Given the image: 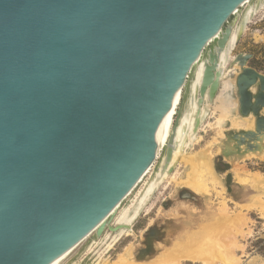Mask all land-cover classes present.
I'll use <instances>...</instances> for the list:
<instances>
[{
	"label": "water",
	"instance_id": "95a60500",
	"mask_svg": "<svg viewBox=\"0 0 264 264\" xmlns=\"http://www.w3.org/2000/svg\"><path fill=\"white\" fill-rule=\"evenodd\" d=\"M248 1L0 0V264H52L101 236L200 61L198 104H214L227 24ZM258 81L253 110L264 77L237 76L242 113Z\"/></svg>",
	"mask_w": 264,
	"mask_h": 264
},
{
	"label": "rangeland",
	"instance_id": "374dc122",
	"mask_svg": "<svg viewBox=\"0 0 264 264\" xmlns=\"http://www.w3.org/2000/svg\"><path fill=\"white\" fill-rule=\"evenodd\" d=\"M258 1L250 0L241 7L227 26L236 30L247 9L257 6ZM261 4L263 8L245 24L231 54L232 58L242 56L245 64L240 66L232 61L228 65L226 76L231 82L228 96L233 103L227 106L230 109L224 113L215 105L209 107L196 140L180 157L167 187H159L132 223L130 234L115 237V217L101 236L93 233L60 264H122L128 249L132 252L131 258H127L128 264H202L184 257L192 251L208 253L209 264H221V255L213 257L209 251L220 242L229 260H235L237 264H264V157H246L251 146L264 145V136L258 129V122L264 120V105L260 103L253 110L262 91L255 85L251 87L252 110L242 113L236 87L237 76L243 69H252L264 77V0ZM211 48L212 44L203 58ZM194 70L181 93L178 106L181 112L188 108ZM222 147L229 149L228 154L235 163L225 159L229 155L222 153ZM165 154L166 147L161 150L151 174L127 196L121 209L138 203L139 192L144 193ZM194 156L205 157L215 173L217 183L209 184L207 191L197 190L190 184ZM240 177L248 183H240ZM220 219L225 223L218 224Z\"/></svg>",
	"mask_w": 264,
	"mask_h": 264
},
{
	"label": "bare ground",
	"instance_id": "6f19581e",
	"mask_svg": "<svg viewBox=\"0 0 264 264\" xmlns=\"http://www.w3.org/2000/svg\"><path fill=\"white\" fill-rule=\"evenodd\" d=\"M249 2L250 1H248L247 3H249ZM247 3H245L243 6H245ZM262 6L263 5L261 4V0H259L258 3H257V6L250 7V8L247 9V11H246V13H245V15H244V17L242 19L243 20L242 24L239 27H237L236 30L232 29V37H231V41L229 43V46L226 48L225 51L222 52V54L220 56L221 57L220 67L223 70L225 69V73L221 77L220 91H219V94H218V96H217V98H216V100H215L213 105H215L217 108L222 110L224 113L227 112L230 109L227 106H229V105L231 106L233 104L232 101L230 100L229 96H228V94L230 92L231 82L228 79V77L226 76L227 72H228V70H226V68H228V65L232 61L235 64H238L240 66H243L245 64V59H243L242 56L241 57H237V58H232L231 54H232V52L234 51V49L236 48V46H237V44L239 42V38H240V35H241L242 31H243V28L245 27V24L250 21L252 16ZM203 70H204V61H200L197 64V67L195 69V75H194L193 80H192L191 85H190V91H189V96H188V105H187L188 108L184 112H182V114H181V116L179 118V122H178V124L176 126V130H175V133H174V136H173V140H172V143H171V158H170V160L168 162H166V154H165L164 158L161 161V164H160L158 170L151 176V179L149 180V182H148V184H147V186H146V188L144 190V193L143 192L142 193L139 192L138 199H137V202H138L137 204H134L132 207H130L128 209H121V204H120L115 209L114 216H113V218L116 217L115 221L117 222L116 223V227L113 229L116 232L115 233V237L117 235H123V234L125 235V233H129L130 228L132 226V223L143 212V209H145V207L148 205L150 199L158 191L159 187L161 185H163V188L167 187V185H168V183H169V181L171 179V174L173 175L175 167H177V163H178L179 159H181L180 157L184 155L185 149L187 147H189L190 144L193 141L196 140L197 133L201 129V127L203 125L202 123L204 121V118L207 116L208 111H209V107L211 106V104H204L200 108L199 104H198V102H199L198 101L199 100V86H200V83H201ZM257 83H260V81L257 82ZM255 86L257 88H260V84H256ZM262 101L263 102H261V104L264 105V96L262 98ZM180 102H181V92L178 93V96H177V99H176V103H175V106H174V109H173V113H172V117L170 119V122H169V124H168V126H167V128H166V130H165V132H164V134L162 136V138L160 139V141H159V143L157 145V151H158L157 159H158V157L160 155L161 150L164 147H167V145H168L169 138H170V136H171V134L173 132L174 124H175V121H176V118H177L176 116L178 115L177 111H178V106L180 105ZM215 106H214V108H215ZM198 110H200V115H199L200 124L196 128ZM174 118H175V120H174ZM258 129H259L260 132H262L261 136H264V125H261V123H260L259 126H258ZM250 149L251 150L247 152L246 157H259V158L260 157H264V145L263 146L253 145V146L250 147ZM221 151H222V153H225V155H229L230 156V157L227 156V158H225V159H229L231 163H235L233 158L231 157V155L228 154V152H229L228 148L225 149V147H224ZM156 160L152 164V166L148 169V171L145 173V175L141 178V180L139 181L137 186L141 182H143L144 179L149 174H151L152 167L156 163ZM238 180L242 184L248 183L247 179H244V178H241V177ZM216 183H217V179H216L215 173L212 170V167H211L210 163L207 162L206 158L205 157L198 158L196 156L192 157V169H191V181H190V184L192 186H194L197 190L207 191L209 184L215 185ZM221 221H222V223H225L224 222L225 220L223 221L222 219H220L218 224L221 223ZM218 232H220V231H218ZM93 233H95V232H93ZM93 233H91L81 243H83L89 237H91L93 235ZM110 235H113V234H110ZM213 238H215V235H214ZM214 240L215 239H213V242H214ZM220 243H216V246L213 245L212 249L209 250L210 252H212V255L214 254L213 257L217 256V255L218 256L221 255V257H220L221 258V264H237L235 260H229V257L227 256L228 254L224 253L222 251V247H221L222 244L219 245ZM203 245H205V243ZM78 246L73 248L71 251H69L67 254H65L64 256H62L61 258H59L58 260H56L52 264H60ZM125 255H127L128 257L125 256ZM125 255L123 256L124 262L122 264H128L126 261H127V258L130 259L131 256H132L131 250L128 249ZM207 256H209L208 253H203V252H200V253L197 252L196 253L195 251L193 253V251H192L191 253L186 254L184 257L187 260L192 261V262H200L202 264H209L208 261L206 260ZM130 264H134V263L131 262Z\"/></svg>",
	"mask_w": 264,
	"mask_h": 264
}]
</instances>
